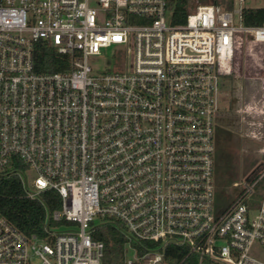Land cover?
Listing matches in <instances>:
<instances>
[{
  "label": "built area",
  "instance_id": "built-area-1",
  "mask_svg": "<svg viewBox=\"0 0 264 264\" xmlns=\"http://www.w3.org/2000/svg\"><path fill=\"white\" fill-rule=\"evenodd\" d=\"M246 1L195 0L174 24L169 0H0V179L61 197L44 238L0 213V264H104L93 233L106 222L127 240L124 264H264V142L232 201L218 184L223 81L248 55L264 80V25H244ZM39 43L67 68L38 71Z\"/></svg>",
  "mask_w": 264,
  "mask_h": 264
},
{
  "label": "rangeland",
  "instance_id": "rangeland-1",
  "mask_svg": "<svg viewBox=\"0 0 264 264\" xmlns=\"http://www.w3.org/2000/svg\"><path fill=\"white\" fill-rule=\"evenodd\" d=\"M244 7H264V0H247ZM112 51L113 47L103 49L101 57L91 58V64L100 69L106 67L107 61L111 58ZM247 61L245 60V63ZM257 61V59L250 58L248 67L252 68L254 66L255 68L256 66L258 68ZM251 70L248 73H244V71L240 73L242 74V91L240 92L238 88L236 92L240 101L235 99V80L230 77L223 81L219 95V107L222 112V118L218 125L217 138L218 184L219 190L223 191V198L229 201H232L236 194V185H233V183H243L244 179L256 171L263 160L261 152L263 126L260 118L262 117L264 108L262 106L264 80L261 79V76H257L256 71H253L254 69ZM252 73H256V75ZM254 76L260 79H249V77ZM248 81L249 86L253 89L248 87ZM237 83L240 84V82ZM32 175L31 172L26 173L29 181ZM255 190L257 192L261 191L260 187L255 188Z\"/></svg>",
  "mask_w": 264,
  "mask_h": 264
},
{
  "label": "trees",
  "instance_id": "trees-1",
  "mask_svg": "<svg viewBox=\"0 0 264 264\" xmlns=\"http://www.w3.org/2000/svg\"><path fill=\"white\" fill-rule=\"evenodd\" d=\"M213 1L226 9L233 6V0ZM194 5L195 0H169V8L173 13L172 22L184 23ZM243 23L246 26L264 25V7H245ZM35 59L40 72L62 71L69 64L68 56L59 54L55 48L43 43L37 44ZM251 69L256 73L259 71L256 66ZM236 77H241V74ZM60 209L61 197L56 191L46 190L40 198L32 199L17 174L0 179V213L26 235L44 238L48 233V214ZM93 237L105 244L104 264H124L127 240L115 223L106 222L96 227ZM167 259L176 263L178 257L167 255Z\"/></svg>",
  "mask_w": 264,
  "mask_h": 264
},
{
  "label": "crops",
  "instance_id": "crops-1",
  "mask_svg": "<svg viewBox=\"0 0 264 264\" xmlns=\"http://www.w3.org/2000/svg\"><path fill=\"white\" fill-rule=\"evenodd\" d=\"M250 58H251V56H249V55H248L245 59L242 58V60H243V64H245V60H248V61H249ZM248 61H247V66L244 65V66H245L244 69H243V67H242V68L238 67V69L240 68V72H243L244 70H245V71H246V70H247V71H252L251 68L248 67ZM242 66H243V65H242ZM241 70H242V71H241ZM258 70H259V69H258ZM239 74H240V73H239ZM250 78H257V79H258L259 77H249V79H250ZM259 79H260V78H259ZM261 79H262V78H261ZM234 80H235V79H234ZM237 82H240V84L237 83ZM235 85H236V87H235ZM237 85H238V86H237ZM248 87H249V88H252V87L249 86V81H248ZM248 87H247V89H248ZM238 88H239V90H240V92H241V91H242V88H241V77H240V79H238V80L235 82V84H234L235 99H236L237 101H240V100H239L240 98H239L238 95L236 94ZM252 89H253V88H252ZM248 90H249V89H248ZM250 91H252V90L250 89ZM240 97H241V96H240ZM221 118H222V117H221ZM220 129H221V127H220Z\"/></svg>",
  "mask_w": 264,
  "mask_h": 264
},
{
  "label": "bare ground",
  "instance_id": "bare-ground-1",
  "mask_svg": "<svg viewBox=\"0 0 264 264\" xmlns=\"http://www.w3.org/2000/svg\"><path fill=\"white\" fill-rule=\"evenodd\" d=\"M238 79H240V77H236L235 78V82L238 80ZM263 90H264V87H263ZM262 106H264V97H263V105ZM221 120V116L218 118V123L220 124V121ZM260 120H261V122H262V126H263V133H262V143L264 142V121H263V114H262V117L260 118ZM238 184H240V183H233V185H238Z\"/></svg>",
  "mask_w": 264,
  "mask_h": 264
},
{
  "label": "water",
  "instance_id": "water-1",
  "mask_svg": "<svg viewBox=\"0 0 264 264\" xmlns=\"http://www.w3.org/2000/svg\"><path fill=\"white\" fill-rule=\"evenodd\" d=\"M228 199L223 198V196L220 198L221 204H224Z\"/></svg>",
  "mask_w": 264,
  "mask_h": 264
}]
</instances>
